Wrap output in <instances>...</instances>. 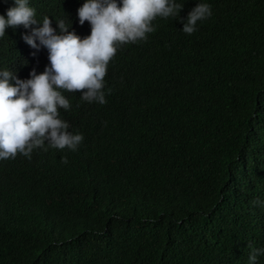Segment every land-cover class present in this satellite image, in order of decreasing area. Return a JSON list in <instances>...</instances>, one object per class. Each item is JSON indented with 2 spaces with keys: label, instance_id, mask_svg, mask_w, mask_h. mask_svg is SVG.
Listing matches in <instances>:
<instances>
[{
  "label": "trees",
  "instance_id": "16d2710c",
  "mask_svg": "<svg viewBox=\"0 0 264 264\" xmlns=\"http://www.w3.org/2000/svg\"><path fill=\"white\" fill-rule=\"evenodd\" d=\"M85 2L29 0L32 27L48 16L57 34L63 19L88 36ZM176 2L185 19L199 2L212 15L191 35L157 17L109 62L106 103L75 98L65 112L77 150L6 170L0 264H248V243L264 249V207L252 203L264 202V0ZM12 6L0 0V15ZM25 34L0 38V70L20 79L49 65Z\"/></svg>",
  "mask_w": 264,
  "mask_h": 264
},
{
  "label": "clouds",
  "instance_id": "9594fccd",
  "mask_svg": "<svg viewBox=\"0 0 264 264\" xmlns=\"http://www.w3.org/2000/svg\"><path fill=\"white\" fill-rule=\"evenodd\" d=\"M183 7L176 0H122V4L120 0H86L78 17L81 25L85 21L91 25V34L82 38L69 31L63 19L57 20L59 34L48 16L43 17L42 27L33 28L41 23L36 10L29 0H14L6 16L0 15V38L8 27L31 28V34L23 39L33 49L45 47L49 65L37 74L34 68L38 64L33 61L29 79L0 70V185L6 170L11 175L19 166L26 168L36 156L57 149L77 150L83 135L68 131L64 114L75 98L83 104L106 103L104 78L120 46L146 41L147 34L156 30L153 21L157 17H178L183 23L181 30L191 35L198 21L212 15L210 5L199 2L185 19L180 16ZM62 163H68L66 157ZM252 203L264 207V202ZM247 247L248 264H256L264 249L251 243Z\"/></svg>",
  "mask_w": 264,
  "mask_h": 264
}]
</instances>
